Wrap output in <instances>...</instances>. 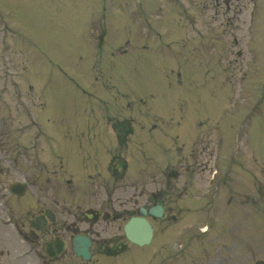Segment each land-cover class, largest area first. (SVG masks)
<instances>
[{
	"label": "rangeland",
	"instance_id": "1",
	"mask_svg": "<svg viewBox=\"0 0 264 264\" xmlns=\"http://www.w3.org/2000/svg\"><path fill=\"white\" fill-rule=\"evenodd\" d=\"M232 4L234 9L229 12L224 7L217 8L215 0H0V87L10 81L21 82L23 89L32 87L28 97L30 101L34 99L37 113L35 94L42 96L45 104L39 117L48 125L42 126L58 140L53 147L50 145L52 155L65 160L73 174L80 177V170L93 169L104 150L115 146L108 119L132 114L136 123L126 157L130 168L139 164L135 152L138 146L144 152L145 147L155 151V146L160 145L169 154L168 173L181 174L178 185L187 187L186 191L178 189L172 195L176 203H169L178 220L175 224H159L162 229L157 231L152 250L157 253L152 264L264 262V47L259 48L264 43V0ZM100 16L107 30L98 48L95 39L103 29ZM250 21L254 34L247 28ZM141 23H146L149 33H144ZM156 33L163 39L155 37ZM233 36L239 45H233ZM163 43L175 46L164 48ZM249 43L256 46L257 61L248 54ZM118 48L124 52H117ZM238 50L242 52L240 57ZM5 61L10 65L7 71L3 70ZM96 65L105 69L104 74H112L115 82V88L105 92L103 99L92 96L85 86H89L94 74L91 69ZM59 67L68 75L60 73ZM5 95L0 93V146L10 149L7 139L14 140L22 133V144L36 145L31 153L39 155L48 170L57 168L61 179L69 176L62 166L52 165L54 156L45 149L42 139L33 140L38 130L25 118L29 105L17 107V100L11 94ZM128 99L143 102L136 108L135 104L129 107ZM225 101L235 116L225 117L221 123ZM250 102V117L244 116L236 125L240 111ZM156 119L167 124L161 132L141 129L145 125L140 123L149 125ZM207 121L230 123L229 129H222L227 149L232 141L236 147L239 133H244L240 161L246 164H226L217 177L226 184L221 187L222 197L201 211L200 198H204L210 175L209 169H202V161L211 159L213 142L209 156L199 160L195 172L187 175L183 170L187 152L171 156V144L177 136L178 144L187 146L196 136L198 124ZM179 122L192 123L183 135L175 132L180 131L175 126ZM208 138L212 139V134H207ZM197 147L198 144L195 152ZM115 154L124 156V151L120 153L119 149ZM5 164V157L0 155V166ZM187 164H191L190 159ZM225 173L229 175L224 177ZM33 174L35 179L38 172ZM12 178L14 174L7 181ZM226 196L231 198L230 203ZM196 200L199 204L195 207ZM187 206L194 209L186 213ZM112 225L104 227L119 233L117 224ZM205 228L208 232L200 234ZM99 231L95 229L94 233ZM105 259L94 253L89 264H106Z\"/></svg>",
	"mask_w": 264,
	"mask_h": 264
},
{
	"label": "flooded vegetation",
	"instance_id": "2",
	"mask_svg": "<svg viewBox=\"0 0 264 264\" xmlns=\"http://www.w3.org/2000/svg\"><path fill=\"white\" fill-rule=\"evenodd\" d=\"M113 165L114 162L110 167L113 178L123 179V176L116 174ZM23 172L22 169H0V264H28L25 261L30 257L21 258L24 253L28 256H44L48 264L61 258L65 260L64 264L68 261L74 264L75 255L72 254L70 241L77 230L88 235L93 226L104 222L105 215L117 223H126L132 217L144 216L155 228L157 220L153 219L152 214L157 205H161L165 212L161 201L164 194H158L155 187L145 182L133 181L132 185L117 193L118 181H102L97 184V181H90V195L97 199L85 205L76 203L77 188L72 181H68L70 203L67 205L61 201L60 182L29 180L27 173ZM12 174L15 178L7 181ZM47 211H51V217ZM83 224L87 228L80 229ZM59 238L66 244L61 257H47L46 245ZM96 241L92 240V245ZM98 247L100 252L109 256L129 253L132 248L122 235L104 238Z\"/></svg>",
	"mask_w": 264,
	"mask_h": 264
},
{
	"label": "water",
	"instance_id": "3",
	"mask_svg": "<svg viewBox=\"0 0 264 264\" xmlns=\"http://www.w3.org/2000/svg\"><path fill=\"white\" fill-rule=\"evenodd\" d=\"M127 233H128V230H127ZM132 240H134L131 236H129ZM77 254L78 255H82V256H84L85 258H88V252H87V247L85 248V250H83V251H78L77 252Z\"/></svg>",
	"mask_w": 264,
	"mask_h": 264
}]
</instances>
